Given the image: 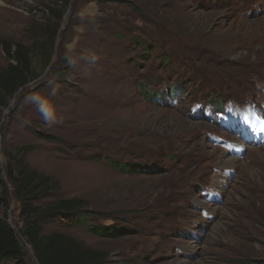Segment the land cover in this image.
Instances as JSON below:
<instances>
[{"label": "rangeland", "instance_id": "rangeland-1", "mask_svg": "<svg viewBox=\"0 0 264 264\" xmlns=\"http://www.w3.org/2000/svg\"><path fill=\"white\" fill-rule=\"evenodd\" d=\"M64 4L0 0V70L15 63L4 45L37 47L34 78L0 110V216L17 232L6 154L27 147L24 161L59 185L43 201L90 212L45 233L104 253L102 264H264V137L246 140L264 120V0ZM49 9L61 15L52 55Z\"/></svg>", "mask_w": 264, "mask_h": 264}, {"label": "trees", "instance_id": "trees-1", "mask_svg": "<svg viewBox=\"0 0 264 264\" xmlns=\"http://www.w3.org/2000/svg\"><path fill=\"white\" fill-rule=\"evenodd\" d=\"M65 0H57L61 5ZM51 19L44 25L43 36L49 44L51 55L53 53V41L58 35V25L61 15L54 9H49ZM41 48V45L39 46ZM42 49V48H41ZM37 50L35 42L31 47L15 44L4 45L3 52L7 59L15 60L0 70V110L8 108L14 94L32 81V53ZM39 54V53H38ZM49 64V58L44 61L43 70ZM33 133L39 139L53 141L56 138L48 136L41 131ZM29 148L20 147L12 153L6 154V171L9 184L13 188V198L19 205L18 221L21 226L17 232L9 225L5 214L0 216V264L11 262L12 264H27L23 245L28 247L36 264H102L106 261L104 253L82 246L72 237L61 233H45V223L58 219L63 224L83 226L90 212L84 210V203L77 199L43 201L45 195L58 193V183L49 176L31 169L24 161ZM121 170V169H120ZM122 172V171H121ZM0 197V210L8 207L9 194L3 190ZM93 234L103 231L107 237L117 236L121 229L115 226L108 229L87 227ZM113 231V232H110ZM110 232V233H108ZM23 241V244L21 243Z\"/></svg>", "mask_w": 264, "mask_h": 264}, {"label": "bare ground", "instance_id": "bare-ground-1", "mask_svg": "<svg viewBox=\"0 0 264 264\" xmlns=\"http://www.w3.org/2000/svg\"><path fill=\"white\" fill-rule=\"evenodd\" d=\"M226 162L233 163V162H235V160H227Z\"/></svg>", "mask_w": 264, "mask_h": 264}]
</instances>
